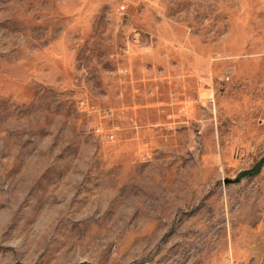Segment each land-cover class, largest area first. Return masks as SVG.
Masks as SVG:
<instances>
[{"label":"rangeland","instance_id":"obj_1","mask_svg":"<svg viewBox=\"0 0 264 264\" xmlns=\"http://www.w3.org/2000/svg\"><path fill=\"white\" fill-rule=\"evenodd\" d=\"M119 4L0 0V264H264V0Z\"/></svg>","mask_w":264,"mask_h":264},{"label":"built area","instance_id":"obj_2","mask_svg":"<svg viewBox=\"0 0 264 264\" xmlns=\"http://www.w3.org/2000/svg\"><path fill=\"white\" fill-rule=\"evenodd\" d=\"M129 2H131V0H120V4H119L118 9L123 12L126 9ZM96 132L99 133L100 129L97 128ZM104 138L112 139V134H104Z\"/></svg>","mask_w":264,"mask_h":264},{"label":"trees","instance_id":"obj_3","mask_svg":"<svg viewBox=\"0 0 264 264\" xmlns=\"http://www.w3.org/2000/svg\"><path fill=\"white\" fill-rule=\"evenodd\" d=\"M264 161V159H263ZM259 167H260V163L256 164L255 167H253L252 169L250 170H246V171H243L241 172L238 177L241 178L243 176H252V175H255L258 173L259 171Z\"/></svg>","mask_w":264,"mask_h":264}]
</instances>
